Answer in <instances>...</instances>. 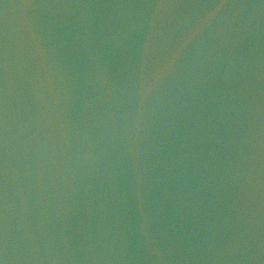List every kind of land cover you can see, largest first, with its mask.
<instances>
[{
	"label": "water",
	"instance_id": "obj_1",
	"mask_svg": "<svg viewBox=\"0 0 264 264\" xmlns=\"http://www.w3.org/2000/svg\"><path fill=\"white\" fill-rule=\"evenodd\" d=\"M0 264H264V0H0Z\"/></svg>",
	"mask_w": 264,
	"mask_h": 264
}]
</instances>
